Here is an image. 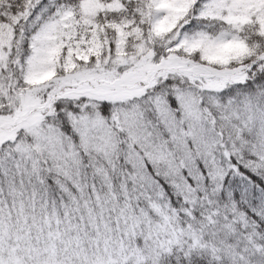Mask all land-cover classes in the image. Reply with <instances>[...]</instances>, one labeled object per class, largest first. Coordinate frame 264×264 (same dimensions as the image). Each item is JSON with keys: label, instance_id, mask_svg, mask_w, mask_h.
Masks as SVG:
<instances>
[{"label": "snow or ice", "instance_id": "6c2138e0", "mask_svg": "<svg viewBox=\"0 0 264 264\" xmlns=\"http://www.w3.org/2000/svg\"><path fill=\"white\" fill-rule=\"evenodd\" d=\"M0 264H264V0H0Z\"/></svg>", "mask_w": 264, "mask_h": 264}]
</instances>
